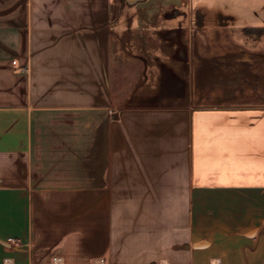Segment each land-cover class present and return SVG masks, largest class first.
I'll return each mask as SVG.
<instances>
[{
	"label": "crops",
	"instance_id": "0c3cea01",
	"mask_svg": "<svg viewBox=\"0 0 264 264\" xmlns=\"http://www.w3.org/2000/svg\"><path fill=\"white\" fill-rule=\"evenodd\" d=\"M167 1L0 0V264H264V0Z\"/></svg>",
	"mask_w": 264,
	"mask_h": 264
},
{
	"label": "rangeland",
	"instance_id": "374dc122",
	"mask_svg": "<svg viewBox=\"0 0 264 264\" xmlns=\"http://www.w3.org/2000/svg\"><path fill=\"white\" fill-rule=\"evenodd\" d=\"M157 2V1H156ZM177 5L176 3H172L171 1L167 0H158L157 3H141V4H136V5H127L124 0H115L114 3V12L116 14V17L119 13H121L122 17L119 19L116 18V21L120 23V26L122 25H130V23L135 22V17L140 14V18L145 16V10H158L159 12L162 13V18L161 19H154L155 22L158 23H163L166 24L165 21L170 20V12L174 9L173 7ZM173 6V7H172ZM161 10V11H160ZM119 12V13H118ZM147 12V11H146ZM125 14V15H124ZM125 16V17H123ZM137 19V18H136ZM138 20V19H137ZM144 21V20H143ZM152 21V20H150ZM138 22L140 24H144V22H141L139 19Z\"/></svg>",
	"mask_w": 264,
	"mask_h": 264
},
{
	"label": "built area",
	"instance_id": "2783aa9c",
	"mask_svg": "<svg viewBox=\"0 0 264 264\" xmlns=\"http://www.w3.org/2000/svg\"><path fill=\"white\" fill-rule=\"evenodd\" d=\"M11 63L12 65H17V62L14 59L11 61ZM20 68L23 70V69H26V66L23 65V66H20Z\"/></svg>",
	"mask_w": 264,
	"mask_h": 264
},
{
	"label": "flooded vegetation",
	"instance_id": "af4514ba",
	"mask_svg": "<svg viewBox=\"0 0 264 264\" xmlns=\"http://www.w3.org/2000/svg\"><path fill=\"white\" fill-rule=\"evenodd\" d=\"M125 2H126V4L127 5H132L134 2L136 3L137 2V0H131V2L130 1H128V0H124ZM182 13V12H181ZM170 14V13H169Z\"/></svg>",
	"mask_w": 264,
	"mask_h": 264
},
{
	"label": "water",
	"instance_id": "95a60500",
	"mask_svg": "<svg viewBox=\"0 0 264 264\" xmlns=\"http://www.w3.org/2000/svg\"><path fill=\"white\" fill-rule=\"evenodd\" d=\"M128 1H130V2H131V0H128Z\"/></svg>",
	"mask_w": 264,
	"mask_h": 264
}]
</instances>
